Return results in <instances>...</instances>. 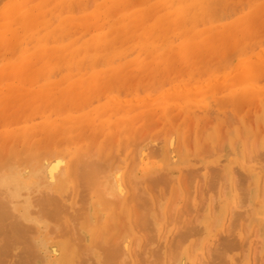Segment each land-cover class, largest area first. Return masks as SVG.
<instances>
[{
	"label": "rangeland",
	"instance_id": "obj_1",
	"mask_svg": "<svg viewBox=\"0 0 264 264\" xmlns=\"http://www.w3.org/2000/svg\"><path fill=\"white\" fill-rule=\"evenodd\" d=\"M262 60L264 0H0L1 171L62 160L38 264H264Z\"/></svg>",
	"mask_w": 264,
	"mask_h": 264
},
{
	"label": "bare ground",
	"instance_id": "obj_2",
	"mask_svg": "<svg viewBox=\"0 0 264 264\" xmlns=\"http://www.w3.org/2000/svg\"><path fill=\"white\" fill-rule=\"evenodd\" d=\"M185 3V2H184ZM168 4V3H167ZM175 4V3H174ZM81 5V4H80ZM195 7V6H194ZM189 8V7H188ZM187 8V9H188ZM75 9V8H74ZM210 9H213V8H211L210 7ZM79 10V9H78ZM150 10V9H149ZM208 10V9H207ZM55 11V10H54ZM212 11V10H211ZM4 12V11H3ZM127 12V11H126ZM147 12V11H146ZM214 12V11H213ZM133 13V12H132ZM208 14H209V12H208ZM213 14V13H212ZM211 13H210V15H212ZM182 15V14H181ZM66 16V15H65ZM210 17V16H209ZM212 17H214L213 15H212ZM208 18V17H207ZM211 18V17H210ZM210 18H208L209 20H210ZM217 20V19H216ZM215 20V21H216ZM17 21V20H16ZM52 21H55V20H52ZM162 21H163V19H162ZM214 21V20H213ZM14 22V21H13ZM18 22H19V20H18ZM208 22H210V21H208ZM20 23H21V21H20ZM211 23H212V21H211ZM215 23V22H214ZM16 26V25H15ZM17 27V26H16ZM20 28V27H19ZM110 28V27H109ZM2 32V31H1ZM96 38V37H95ZM171 38V37H170ZM102 39H104V38H102ZM191 40V39H190ZM41 42V41H40ZM88 42V41H87ZM248 47V46H247ZM158 49V48H157ZM99 52V51H98ZM133 54V53H132ZM131 54V55H132ZM113 55H114V53H113ZM116 55V54H115ZM90 57V56H89ZM104 57H106V56H104ZM177 57V56H176ZM209 57V56H208ZM12 58V57H11ZM87 58H88V56H87ZM90 59H92V58H90ZM260 60V59H259ZM116 61V59L114 58V62ZM262 61H264V60H262ZM2 62V61H1ZM100 63V62H99ZM98 63V64H99ZM103 63V62H102ZM123 63V62H122ZM86 64V63H85ZM88 64H90V63H88ZM117 65V64H116ZM26 66V65H25ZM9 67V66H8ZM8 67H6V68H8ZM11 68H13V67H11ZM4 70V69H3ZM8 71V70H7ZM19 72V71H18ZM136 72V71H135ZM6 75V74H5ZM70 75V74H69ZM50 78H52V77H50ZM3 79V78H2ZM60 79V78H59ZM1 81V80H0ZM107 82H109V80H107ZM106 83V82H105ZM141 83V82H140ZM6 85V84H5ZM71 87H72V85H71ZM258 87V86H257ZM6 90V89H5ZM180 89H178V91H179ZM71 91V90H70ZM183 91V90H182ZM19 92H21V91H19ZM8 93V92H7ZM17 93H18V91H17ZM21 94V93H20ZM16 96H17V94H16ZM28 97V96H27ZM16 98V97H15ZM1 99H3V98H1ZM5 100V99H4ZM3 100V101H4ZM15 101H16V99H15ZM7 102H4V104H3V106L6 104ZM79 104V103H78ZM214 104V103H213ZM217 105V104H216ZM3 106H1V107H3ZM77 106V105H76ZM215 106V105H214ZM10 112V111H9ZM213 114V113H212ZM180 115V114H179ZM230 116V115H229ZM223 118V117H222ZM237 118V117H236ZM226 119V118H225ZM163 120V119H162ZM228 121V120H227ZM209 122V121H208ZM212 123V122H211ZM166 125V124H165ZM192 128V127H191ZM51 129V128H50ZM190 131V130H189ZM37 132V131H36ZM33 134V133H32ZM24 138V137H23ZM191 138H192V135H191ZM143 139V138H142ZM31 140V139H30ZM35 142V141H34ZM192 142V141H191ZM249 142V141H248ZM124 144V143H123ZM188 144V143H187ZM34 145V144H33ZM61 145V144H60ZM169 145H170V143H169ZM192 145V144H191ZM37 146V145H36ZM247 148V147H246ZM38 149V148H37ZM49 149H50V147H49ZM125 149H127V147L125 148ZM132 149V148H131ZM144 149V148H143ZM27 150V149H26ZM51 150V149H50ZM105 150H107V149H105ZM145 150V149H144ZM25 151V150H24ZM34 151H36V150H34ZM176 151H177V149H176ZM45 152V151H44ZM51 152V151H50ZM257 152V151H256ZM33 153V152H32ZM37 152H35V157H32L31 159H30V161H36V163L37 164H39L40 165V162L42 161V164L40 165V166H38V167H33V170H29L27 167H24L23 165V170H22V168H19V169H16V170H14L12 173L10 172L9 173V175L7 174V173H3L1 170H5L6 171V169H3V168H0V264H38V259L39 258H41V251H40V249L42 248L43 249V247L45 246V242L43 241V240H40L39 239V233H40V231L42 230V225H43V227L44 228H47L46 230H48L50 227H52V226H54V224H56L57 222H55L56 221V217H58V213L61 211V209L60 208H58L59 206H58V201H56V196L53 194V192H54V190L53 189H51L52 187H49V181L50 182H52V180L53 179H55V178H53L56 174H58L59 172H61V170H60V166H61V163H62V160L60 159V157L58 158V157H52L51 159L49 158V160H46V156H44V158H42V159H39L38 157H39V155L41 154H39L38 156H37V154H36ZM47 153V152H46ZM1 154V153H0ZM4 154V153H3ZM47 154H49V153H47ZM46 154V155H47ZM53 154V153H52ZM52 154L50 155V156H52ZM91 154H93V153H91ZM123 154V153H122ZM24 155H25V153H24ZM48 155V156H49ZM258 155V154H257ZM33 156H34V154H33ZM41 156H42V154H41ZM90 156V155H89ZM192 156V155H191ZM261 156V155H260ZM85 157V156H84ZM83 157V158H84ZM211 157V156H210ZM259 157V156H258ZM4 158V157H3ZM18 158V157H17ZM83 158H82V161H83ZM19 159V158H18ZM28 159V158H27ZM87 159V158H86ZM135 159V158H134ZM133 159V160H134ZM175 159V158H174ZM249 159V158H248ZM259 159H260V157H259ZM13 160H15V159H13ZM21 160H22V158H21ZM136 160V159H135ZM252 160V159H251ZM28 161V160H27ZM29 161V162H30ZM87 161H88V159H87ZM248 161V160H247ZM249 161H250V159H249ZM132 162V161H131ZM253 162V161H252ZM36 163H34V164H36ZM82 163V162H81ZM90 163H92V162H90ZM98 163V162H97ZM97 163H94V165H96ZM139 163V162H138ZM255 163H257V162H255ZM31 163H29V165H30ZM37 164L35 165V166H37ZM77 164H79V163H77ZM87 163H85V165H86ZM101 164H103V163H101ZM135 164V163H134ZM28 165V167H30ZM85 165H83V166H85ZM92 165V164H91ZM91 165H90V167H88L89 169L87 170V169H84V167H83V170H86V171H84L83 172V170L82 169H80L79 168V170H81L83 173H81V171H79L80 173H77V175L78 174H82V178H81V176L80 177H78V178H80V180H82V179H85V180H88L89 182H91L92 181V183L95 181L94 179H96V178H94L93 179V177L94 176H99L100 177V175L102 174H100V175H96L95 173H97V174H99V171L100 170H102L103 169V166L102 167H100V166H98V165H96V166H92L91 167ZM16 166V165H15ZM73 166H75V165H73ZM77 166H79V165H77ZM89 166V165H88ZM258 166V165H257ZM62 167V166H61ZM76 167V166H75ZM96 167H99L100 168V170L99 169H97V170H95V168ZM261 167V166H260ZM73 168V167H72ZM82 168V167H81ZM85 168H87V166L85 167ZM90 168H92L91 169V171H90ZM133 168H134V166H133ZM133 168H131V170L133 169ZM75 169V168H74ZM73 169V172H75V170ZM11 170H13V169H11ZM60 170V171H59ZM99 170V171H98ZM199 170V169H198ZM223 170V169H222ZM4 171V172H5ZM62 171H63V168H62ZM76 171H78V167H77V169H76ZM94 171H95V173H94ZM97 171V172H96ZM132 171H134V169L132 170ZM132 171H131V173H132ZM190 171V170H189ZM213 171V170H212ZM102 172V171H101ZM121 171H116L114 174H113V176H112V178H111V180L110 181H108L107 180V182L105 183V186H104V188L105 187H107V192L106 191H104V192H106L105 193V195L108 197V199L110 198V200H108V201H111V202H114V203H116L118 206H119V202L121 203V201H122V198L125 196V192L124 191H121L120 189H122L121 187H122V185H121V181H120V175H121V173H120ZM197 172V171H196ZM201 172V171H200ZM234 172V171H233ZM76 173V172H75ZM86 173H88V174H90V178H91V180L89 179V178H84L85 176L84 175H87ZM93 175H92V174ZM61 174V173H60ZM65 174V173H64ZM215 174V173H214ZM131 175V174H130ZM133 175V174H132ZM132 175L130 176V177H132ZM157 175V174H156ZM200 175V174H199ZM72 176V175H71ZM76 176V175H75ZM84 176V177H83ZM163 176V175H162ZM190 176V175H189ZM198 176V175H197ZM76 177V178H77ZM105 177V176H104ZM130 177H129V179H130ZM165 177V176H164ZM196 177V176H195ZM236 177V176H235ZM154 178V177H153ZM152 178V180H155V181H157L158 179H159V177H156L155 179H153ZM158 178V179H157ZM161 179H163L162 177H160ZM183 178V177H182ZM94 181H93V180ZM98 179V178H97ZM96 179V180H97ZM238 179V178H237ZM126 180V179H125ZM144 180V179H143ZM165 180H166V177H165ZM168 180H169V178H168ZM250 180V179H249ZM78 182H79V179L77 180ZM127 182H128V184H129V180H126ZM146 181V180H145ZM171 181V180H170ZM182 181V180H181ZM209 181V180H208ZM83 182H87V181H84L83 180ZM96 183H97V181H95ZM132 182V181H131ZM143 182V181H142ZM191 182V181H190ZM245 182V181H244ZM141 183V182H140ZM192 183V182H191ZM84 184V183H83ZM94 184V183H93ZM98 184V183H97ZM131 184V183H130ZM161 184V183H160ZM181 184H182V182H181ZM183 184H186V183H183ZM218 184V183H217ZM79 185H82V181H81V184L79 183ZM95 185V184H94ZM157 185V184H156ZM199 185H200V183H199ZM52 186V185H51ZM100 186H101V184H100ZM134 186V185H133ZM137 186V185H136ZM136 186H134V187H136ZM162 186V185H161ZM184 186V185H183ZM241 186V185H240ZM82 187H83V185H82ZM132 187V186H131ZM200 187H201V185H200ZM225 187V186H224ZM247 187V186H246ZM102 188H103V186H102ZM103 188V189H104ZM140 188H143L144 189V187H139L138 189L140 190ZM165 188V187H164ZM174 188V187H173ZM214 188H215V186H214ZM228 188V187H227ZM82 189V188H81ZM137 189V188H136ZM166 189H167V187H166ZM170 189V188H169ZM133 190V188L131 189V191ZM152 190V189H151ZM168 190V189H167ZM185 190V189H184ZM212 190V189H211ZM247 191H248V188L246 189ZM100 193H102L103 194V197H104V192L103 191H100V190H98ZM134 191V190H133ZM132 191V192H133ZM164 191H165V189H164ZM237 191V190H236ZM137 192H141V191H137ZM149 192V191H148ZM151 192V191H150ZM250 192V191H249ZM174 193V192H173ZM178 193V192H177ZM198 193V192H197ZM200 193V192H199ZM79 194H80V191H79ZM169 194V193H168ZM217 194V193H216ZM240 194V193H239ZM70 195V194H69ZM81 195V194H80ZM224 195V194H223ZM242 195V194H241ZM123 196V197H122ZM132 196H134V198L132 197ZM132 198L133 199H135V193H132ZM136 196H137V194H136ZM215 196V195H214ZM225 196V195H224ZM56 197V198H55ZM70 197V196H69ZM107 197H105L106 199H105V201L107 200ZM137 197H140V194H139V196H137ZM243 197V196H242ZM132 198H128V199H131L132 201H134ZM175 198V200H176V197H174ZM215 198V197H214ZM244 198V197H243ZM242 198V199H243ZM248 198H249V196H248ZM104 199V198H103ZM121 199V200H120ZM137 199V198H136ZM135 199V200H136ZM149 199V198H148ZM206 199V198H205ZM208 199V198H207ZM146 200V199H145ZM61 201V200H60ZM132 201H130V202H132ZM140 201V200H139ZM148 201H150V200H148ZM244 201V200H243ZM247 201V200H246ZM129 202V201H128ZM141 202H142V200H141ZM140 202V203H141ZM240 202H241V200H240ZM56 203H57V205H56ZM61 204V206H62V202H60ZM135 203V202H134ZM137 203V202H136ZM149 203V202H148ZM125 204V203H124ZM138 204V203H137ZM151 204V203H150ZM175 204H176V202H175ZM64 205V204H63ZM116 205V206H117ZM139 206H137L138 208L139 207H141V208H143L142 206H140V204H138ZM136 206V205H135ZM63 207V206H62ZM90 207V206H89ZM88 207V208H89ZM129 207V206H128ZM246 207V206H245ZM119 208V207H118ZM246 209H247V207H246ZM58 210H59V212H58ZM119 210V209H118ZM148 210V209H147ZM236 210H237V208H236ZM144 211H146V210H144ZM150 211V210H149ZM245 211V210H244ZM78 212V211H77ZM132 212H135V211H132ZM142 212H143V210H142ZM83 213V212H82ZM139 213V212H138ZM145 213V212H144ZM190 213V212H189ZM216 213V212H215ZM232 213V212H231ZM241 213V212H240ZM243 213V212H242ZM251 213V212H250ZM59 214H61V213H59ZM76 214V213H75ZM78 214V213H77ZM87 214V213H86ZM137 214V213H136ZM233 214V213H232ZM135 215V214H134ZM133 215V216H134ZM147 215H148V213H147ZM231 215V214H230ZM68 216V215H67ZM76 216V215H75ZM143 216V215H142ZM200 216H202V215H200ZM232 216V215H231ZM235 216V215H234ZM78 217V216H77ZM130 217H132V216H130ZM137 217V216H136ZM135 217V218H136ZM242 217V216H241ZM53 218L55 219V220H53ZM59 218H60V216H59ZM58 218V219H59ZM75 218V217H74ZM73 218V219H74ZM116 218V217H115ZM231 218V217H230ZM48 219H50L49 220V222L51 223V225H50V227L48 226V224H47V220ZM63 219V218H62ZM71 219V218H70ZM89 219V218H88ZM245 219V218H244ZM54 221V224H53V221ZM89 220H91V218L89 219ZM88 220V221H89ZM130 220H131V218H130ZM149 220H150V218L148 219L146 216L145 217H142V218H140V217H138L135 221H136V223L137 224H139L140 226H142V227H144L145 225H147V224H149L148 222H149ZM58 221V220H57ZM59 221H60V219H59ZM74 221V220H73ZM133 221H134V218H133ZM239 221V220H238ZM70 222V221H69ZM89 222H91V221H89ZM190 222V221H189ZM240 222V221H239ZM245 222H247V221H245ZM49 223V224H50ZM63 223V222H62ZM74 223L76 224V222L74 221ZM92 223V222H91ZM131 223V222H130ZM135 223V222H134ZM135 223V224H136ZM187 223V222H186ZM193 223V222H192ZM191 223V224H192ZM235 223V222H234ZM79 224V223H78ZM94 224V223H93ZM93 224H91L92 226H93ZM101 224V223H100ZM126 224V223H125ZM232 224V223H231ZM73 224H71V226H72ZM198 225V224H197ZM230 225V224H229ZM115 226V225H114ZM114 226H108V228H109V231H110V229H112V230H114V228H116V226L114 227ZM137 226V225H136ZM185 226V225H184ZM236 226V225H235ZM234 226V227H235ZM56 226H54L53 228H51V229H49V231L48 232H50V236H51V234L53 233V235L55 234L54 232L57 230L56 228H55ZM73 227V226H72ZM120 227V226H119ZM198 227V226H197ZM197 227H195V229H197ZM75 228V227H74ZM185 228V227H184ZM229 228V227H228ZM240 228V227H239ZM238 228V229H239ZM183 229V228H182ZM186 229V228H185ZM190 229V228H189ZM233 229V228H232ZM69 230V229H68ZM111 230V231H112ZM120 230V229H119ZM187 230V229H186ZM183 231V232H180V233H178V237L180 238L179 239V241H181V239L183 240L185 237H186V234H185V232H189V233H191V232H193V231H191V230H187V231ZM203 230V229H202ZM237 230V229H236ZM240 230V229H239ZM244 230V229H243ZM72 231V230H71ZM78 231V230H77ZM182 231V230H181ZM129 232V231H128ZM69 233V232H68ZM74 233H76V231L74 232ZM73 233V234H74ZM121 233V232H120ZM77 234V233H76ZM79 234H81V233H79ZM197 234V233H196ZM259 234V233H258ZM52 235V236H53ZM72 235V234H71ZM123 235V234H122ZM189 235H191V234H189ZM188 235V236H189ZM65 237V236H64ZM77 237V236H76ZM82 237V236H81ZM177 237V238H178ZM190 237H192V235L190 236ZM227 237V236H226ZM57 238V237H56ZM62 238V237H61ZM73 238H75V234H74V236H73ZM101 238V237H100ZM194 238V237H193ZM199 238H201V237H199ZM229 238V237H228ZM248 238V237H247ZM258 238V237H257ZM84 239H85V237H84ZM121 239V238H120ZM189 239V238H188ZM86 240V239H85ZM115 240V239H114ZM128 240V239H127ZM175 240H176V236H175ZM178 240V239H177ZM249 240V239H248ZM72 241V240H71ZM79 241H80V239H79ZM116 241V244H110V245H112V247H110V249H108L109 251V258L110 259H113L114 260V258H115V256H114V258H112V256H113V253L114 254H116V255H118L117 254V252L119 253H122V251L123 252H126L125 251V249H126V243L125 242H123L122 241V243H121V241H119L118 239L117 240H115ZM117 241H119V242H117ZM129 241V240H128ZM185 241V240H184ZM74 242V241H73ZM102 242V241H101ZM188 242V241H187ZM186 242V243H187ZM196 242H197V240H196ZM235 242H236V240H235ZM98 243V242H97ZM101 244V243H100ZM161 245V244H160ZM197 245V244H196ZM200 245V244H199ZM161 246H163V245H161ZM184 246V245H183ZM176 247H178V246H176ZM207 247H209V246H207ZM206 247V248H207ZM230 247V246H229ZM244 247V246H243ZM45 248L48 250V248L45 246ZM112 248V249H111ZM231 248V247H230ZM61 249H62V251H60V253H61V258H60V261H59V264H75L76 263V261L74 262V261H72V259H73V257H72V255H73V251H72V248H71V246H69V245H63V247H61ZM100 249V248H99ZM113 249H114V251H113ZM232 249V248H231ZM256 249V248H255ZM97 250V249H96ZM96 250H94V251H96ZM167 250V249H166ZM178 250V249H177ZM180 250V249H179ZM193 250V249H192ZM209 250V249H208ZM98 251L99 250H97V253H98ZM103 251H104V249H103ZM102 251V252H103ZM135 251V250H134ZM138 251V250H137ZM145 251V250H144ZM255 251V250H254ZM49 252V251H48ZM101 252V253H102ZM256 252V251H255ZM83 253V252H82ZM99 253H100V251H99ZM106 253V252H105ZM166 253H167V251H166ZM222 253V252H221ZM104 254V253H103ZM102 254V255H103ZM111 254V255H110ZM123 255L125 254V253H122ZM175 254H177V253H175ZM174 254V255H175ZM98 255V254H97ZM138 255V254H137ZM142 254L140 253V256H141ZM222 255V254H221ZM125 256H127V254L125 255ZM129 256V255H128ZM133 256H135L134 254H133ZM122 257V256H121ZM120 257V258H121ZM151 257V256H150ZM47 258V257H46ZM103 258V257H102ZM106 258V257H105ZM104 258V259H105ZM125 258V257H124ZM139 258V257H138ZM175 258V257H174ZM177 258H178V256L176 257V260H177ZM200 258V257H199ZM75 259H76V257H75ZM107 259V258H106ZM119 259V258H118ZM117 259V260H118ZM134 259V258H133ZM173 259V258H172ZM82 260V259H81ZM85 260V259H84ZM83 261V260H82ZM89 261V260H88ZM104 261V260H103ZM106 261H108L107 263H109V259L108 260H106ZM105 261V262H106ZM104 262V263H105ZM116 262V261H115ZM162 262V261H161ZM176 262V261H175ZM101 263V262H100ZM100 263H98V264H100ZM148 263H150V262H148ZM87 264V263H86ZM115 264V263H114ZM121 264V263H120ZM128 264V263H127ZM142 264V263H141ZM152 264V263H151ZM167 264V263H166ZM201 264H203V263H201ZM205 264V263H204Z\"/></svg>",
	"mask_w": 264,
	"mask_h": 264
}]
</instances>
